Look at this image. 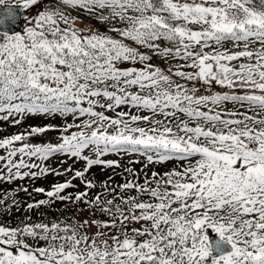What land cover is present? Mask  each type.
I'll return each instance as SVG.
<instances>
[{
	"label": "snow or ice",
	"instance_id": "obj_1",
	"mask_svg": "<svg viewBox=\"0 0 264 264\" xmlns=\"http://www.w3.org/2000/svg\"><path fill=\"white\" fill-rule=\"evenodd\" d=\"M0 264H264V0H0Z\"/></svg>",
	"mask_w": 264,
	"mask_h": 264
},
{
	"label": "trees",
	"instance_id": "obj_2",
	"mask_svg": "<svg viewBox=\"0 0 264 264\" xmlns=\"http://www.w3.org/2000/svg\"><path fill=\"white\" fill-rule=\"evenodd\" d=\"M91 22L96 24L95 21H91ZM96 26L100 27L102 30L104 28L103 25H97L96 24ZM31 123H38L39 124V123H44V121L36 120V121H31ZM16 130L17 129H15V128L11 127V126H4L2 128V133L4 135H7V134H10L12 132H15ZM50 139L54 140L55 139V135L52 136V138L50 137ZM37 142H44V141H41V140H39L37 138ZM60 159H64V158L60 157V158L52 159L48 163L50 164L51 167L57 168V169H60L62 167H68V166H73V167H75L77 169L83 167V163L82 162H77V163H75V165H72V161H68L66 164L61 165L59 163ZM105 159L119 160L121 165H122V167L119 168V169H115L114 171L112 169H101L100 167H94L92 170H90L89 176L91 178H94L95 181L98 184L103 182L104 180H106L109 176H114V179H115L116 182H122L123 177H122L121 173H123V168L125 166L135 167L136 169H139V168L142 167V164H136V165H130L129 164L130 160L139 159V157H137L135 155H133V156H117V155H114V154H110L107 157H105ZM167 167L168 168L172 167V164H168ZM154 170L164 171L166 169L163 166H156V168ZM114 172H115V174H114ZM65 178L66 177H63V176L57 177V176H54V175H49L47 177H44V178L36 180L34 182V186L44 187V188L48 189V188L51 187L52 184L58 183V182H62ZM24 183L28 184V183H31V182L30 181H25ZM75 183H79V182L76 181ZM3 187L10 189L12 187H15V185H4ZM80 190H83L82 186L80 188H77V189H72V191H80ZM19 198L21 200H28V198L25 196L24 193H19ZM41 198H43V197L42 196H36V199H41ZM57 210H60V211H57ZM72 212H73V209H71V208L63 209V205L57 204L54 209H48V208H43L42 207L40 209H35L31 213H27V214L31 215L33 220H38V219L41 218L42 214L50 219V218H52L53 216H56V215H65V214L66 215H71ZM25 215H26V213H25V211H24V209L22 207L20 211H16L15 209H13V211H12L10 216L3 217V218L11 221L12 223H16L19 219H23Z\"/></svg>",
	"mask_w": 264,
	"mask_h": 264
},
{
	"label": "rangeland",
	"instance_id": "obj_3",
	"mask_svg": "<svg viewBox=\"0 0 264 264\" xmlns=\"http://www.w3.org/2000/svg\"><path fill=\"white\" fill-rule=\"evenodd\" d=\"M39 7H41V6L38 5L37 8L33 10V14H35V12L39 9ZM91 23L94 24L93 22H91ZM97 25H99V24H97ZM22 26H23V24L22 23H19L18 26H17V28L22 27ZM54 135H56V134H52V136H54ZM52 136H51V138H52ZM38 139L41 140V141H44V138L43 137L38 138ZM82 218H83V216H82Z\"/></svg>",
	"mask_w": 264,
	"mask_h": 264
},
{
	"label": "water",
	"instance_id": "obj_4",
	"mask_svg": "<svg viewBox=\"0 0 264 264\" xmlns=\"http://www.w3.org/2000/svg\"><path fill=\"white\" fill-rule=\"evenodd\" d=\"M16 27H17V25H16Z\"/></svg>",
	"mask_w": 264,
	"mask_h": 264
}]
</instances>
